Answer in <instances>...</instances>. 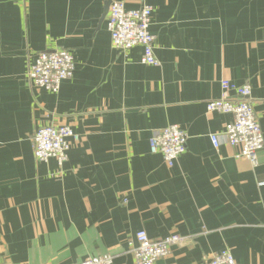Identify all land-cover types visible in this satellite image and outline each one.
I'll return each mask as SVG.
<instances>
[{
  "label": "crops",
  "instance_id": "0c3cea01",
  "mask_svg": "<svg viewBox=\"0 0 264 264\" xmlns=\"http://www.w3.org/2000/svg\"><path fill=\"white\" fill-rule=\"evenodd\" d=\"M106 1L0 0V264H135L141 229L183 237L157 264H207L224 248L264 264V147L256 165L236 157L221 135L231 115L206 109L223 80L247 83L264 137V0H146L158 66L111 46ZM57 48L73 76L57 92L31 85L29 55ZM171 124L187 146L168 166L149 142ZM44 125L80 137L63 165L34 157Z\"/></svg>",
  "mask_w": 264,
  "mask_h": 264
},
{
  "label": "built area",
  "instance_id": "2783aa9c",
  "mask_svg": "<svg viewBox=\"0 0 264 264\" xmlns=\"http://www.w3.org/2000/svg\"><path fill=\"white\" fill-rule=\"evenodd\" d=\"M138 6L126 8L123 0H110L106 14V28L110 35L111 46L127 51L140 47L139 61L142 64L158 66L160 61L154 54V35L150 32L152 7L146 0H136ZM75 70L73 55L64 48L47 49L29 55L26 76L31 85L57 92L62 81L70 79ZM222 95L206 103L208 111L231 115L221 133L224 141L237 148L236 157H245L254 165L258 164V153L264 147L263 131L254 111L250 98L251 87L247 83L237 85L228 80L221 82ZM79 135L67 125H44L35 129L32 135L35 159L46 161L55 159L58 165L68 158L71 140L78 141ZM214 147L220 143L219 134L210 136ZM187 133L177 124L165 126L152 135L149 142L151 153L162 155L168 166L185 152ZM136 245L132 248L135 264H157L160 258L168 255L173 245L183 237L171 233L159 238H150L141 229L135 233ZM110 253L87 257L72 264H111ZM207 264H236L228 248L213 253Z\"/></svg>",
  "mask_w": 264,
  "mask_h": 264
},
{
  "label": "water",
  "instance_id": "95a60500",
  "mask_svg": "<svg viewBox=\"0 0 264 264\" xmlns=\"http://www.w3.org/2000/svg\"><path fill=\"white\" fill-rule=\"evenodd\" d=\"M109 4H110V0L106 1L105 3V7H104V12H103V15H102V19H104V17L106 16L107 12H108V7H109Z\"/></svg>",
  "mask_w": 264,
  "mask_h": 264
}]
</instances>
